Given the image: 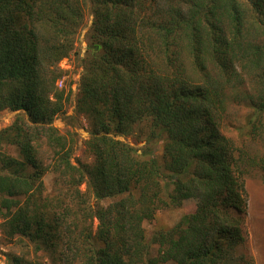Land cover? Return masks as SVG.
Listing matches in <instances>:
<instances>
[{
	"label": "trees",
	"instance_id": "trees-1",
	"mask_svg": "<svg viewBox=\"0 0 264 264\" xmlns=\"http://www.w3.org/2000/svg\"><path fill=\"white\" fill-rule=\"evenodd\" d=\"M73 54L85 163L73 159L74 133L53 125L70 97L59 63ZM230 106L246 110L241 127ZM3 110L22 112L0 130L3 238L47 264H250L235 251L244 183L264 179V152L236 147L221 126L264 146V0H0ZM185 203L195 210L146 237L156 211Z\"/></svg>",
	"mask_w": 264,
	"mask_h": 264
},
{
	"label": "rangeland",
	"instance_id": "rangeland-1",
	"mask_svg": "<svg viewBox=\"0 0 264 264\" xmlns=\"http://www.w3.org/2000/svg\"><path fill=\"white\" fill-rule=\"evenodd\" d=\"M246 2L247 0H241ZM91 22V15L85 13L83 26L76 35L74 41V52L79 53L82 57L86 48V32ZM71 55L63 59L59 63L60 69L64 72L61 78L62 86L66 88V92H70L69 101L66 104V109L63 115L58 116L53 125L59 129L62 134L68 132L74 133L75 150L73 154L74 160L82 162H90L89 157L85 152L84 142L88 139L87 123L85 118L77 116L75 113V93L77 92L78 80L82 68L79 66L78 56ZM20 111L12 112L9 110L0 111V130L10 126L16 119ZM246 110L230 106L228 108L227 119L230 120L238 127L244 124ZM222 133L227 136L236 147L244 144L250 151L261 154L264 152V146L261 144H251L247 140L246 135L238 133L236 129L229 125L221 126ZM117 139L124 143L140 149L144 145V141L136 140L135 136L117 137ZM12 154L14 152H11ZM161 153V146L158 145L156 156ZM52 177L46 176L44 179V186L47 192L52 186ZM245 190L247 192V208L244 213L243 228L245 231V243L237 248L235 251L236 256H243L244 259L250 261V264H264V179L257 174L251 173L247 176L245 181ZM84 190V185L80 187ZM112 201L107 199L101 201V205L106 206ZM195 210V205L185 203L179 208L163 209L156 211L152 220L144 223L146 237L149 239L151 234L157 230H165L175 225L184 214L190 213ZM96 222L94 223V227ZM157 246L151 247V255H155ZM24 258L32 264H47L45 254L41 251L35 252L34 246L26 244L19 240H8L3 238L0 230V264L6 262L10 257ZM165 264H172L170 262Z\"/></svg>",
	"mask_w": 264,
	"mask_h": 264
},
{
	"label": "built area",
	"instance_id": "built-area-1",
	"mask_svg": "<svg viewBox=\"0 0 264 264\" xmlns=\"http://www.w3.org/2000/svg\"><path fill=\"white\" fill-rule=\"evenodd\" d=\"M61 85H62V81H59V82L57 83V86H58V87H61Z\"/></svg>",
	"mask_w": 264,
	"mask_h": 264
}]
</instances>
